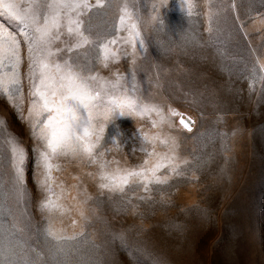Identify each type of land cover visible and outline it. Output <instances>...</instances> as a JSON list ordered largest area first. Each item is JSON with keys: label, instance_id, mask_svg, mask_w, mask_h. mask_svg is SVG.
Instances as JSON below:
<instances>
[{"label": "rangeland", "instance_id": "374dc122", "mask_svg": "<svg viewBox=\"0 0 264 264\" xmlns=\"http://www.w3.org/2000/svg\"><path fill=\"white\" fill-rule=\"evenodd\" d=\"M103 2V8L83 17L85 34L97 44L50 62L71 56L86 74L110 81L120 73L121 83L135 88L133 95L142 103L163 106L165 115L171 106L194 121L187 132L178 119L175 128H152L151 120H159L155 113L117 116L105 135L119 143V150L107 144L112 152L105 159L129 168L148 159L141 148L152 151L153 145L138 135L143 129L149 135L159 132L162 139L175 137L177 156L190 163L168 184L147 191L134 185L120 194L98 187L97 165L59 157L53 160L59 170L52 172V192H45L40 144L29 117L32 61L19 25L0 18V28L21 40L19 91L9 86L10 99L0 87V120L26 153L18 191L7 137L0 135V264H264V72L257 68L255 79L252 72L264 64V0H193L190 17L184 0ZM125 5L141 18L144 46L134 55L131 47L112 46L120 48L119 59H110L105 68L98 44L126 35L114 32ZM237 18L249 21L243 31ZM71 43L63 35L51 51ZM5 73L10 75L11 67L0 65V78ZM38 76L37 70V83ZM107 100L103 97L104 104ZM79 115L87 113L81 108ZM155 148L168 151L159 142ZM49 196L67 211L41 209ZM49 224L62 235H84L57 242L46 234Z\"/></svg>", "mask_w": 264, "mask_h": 264}, {"label": "snow or ice", "instance_id": "6c2138e0", "mask_svg": "<svg viewBox=\"0 0 264 264\" xmlns=\"http://www.w3.org/2000/svg\"><path fill=\"white\" fill-rule=\"evenodd\" d=\"M187 7L186 14L190 17L195 13L196 4L193 0H184ZM103 0H0V18H7L19 25V35L26 43L31 59L32 68V107L29 109V117L33 119L32 129L37 138L40 148L38 150V167L42 169L40 175V187L45 192H52L53 169L59 170V165L53 160L59 157H71L73 160H86L89 164L98 166L100 189L109 192L124 194L126 189L142 186L145 191L149 186L168 184L170 179L182 176L181 165L187 166L190 161L180 160L175 152L176 138L168 136L161 138L159 132L149 135L143 129H138V135L145 144L153 145L152 151L142 147L148 159L134 168L124 167L119 160H107L105 156L112 152L106 145L111 143L119 150V143L112 137L106 136V128L113 124L117 116H136L140 118L149 117L155 113L159 120H151L152 128H159L166 124L170 129L177 127L175 121L178 119L179 127L192 132L194 121L176 108L169 106L167 115L161 105L142 103L139 97L133 95L135 88L124 87L121 83L125 79L120 73H113L115 81L107 80L98 75L86 74L87 69L75 63L69 56L60 62H50V58L60 56L64 53H73L84 45L97 44L90 40L85 34L83 17L97 8H103ZM156 20L157 17H152ZM140 16L130 12L127 5L121 9L119 23L115 27V33H126V35H113L98 44L103 51V66H109V60L113 62L119 59L120 48L113 50L112 46L131 47L133 55L144 46V39L139 27ZM238 20V28L243 31L249 22L247 19ZM211 31V29H209ZM67 35L75 43L65 44L64 48H57L52 52L51 48L55 41L61 40ZM21 40L16 34L6 32L0 28V65L11 67V74H4L0 78V87L5 94L12 99L9 86L19 91L20 80L16 68L21 62L20 57ZM38 50L40 56L37 58L33 53ZM125 56L129 54L124 53ZM7 62V63H5ZM257 68L264 72V64L253 67V77L256 78ZM39 71L38 83L36 82V71ZM7 80V84L3 83ZM260 79L264 81V76ZM110 85V87H109ZM103 97H107V103H103ZM84 109L87 113L83 118L79 110ZM0 135L6 136L5 143L11 153L12 167L16 184L22 188L21 179L26 153L21 144L14 136L7 133L4 121L0 120ZM167 147L168 151L158 152L155 145ZM155 161V162H153ZM179 161V162H177ZM115 165V167H112ZM164 169L170 171L169 176L161 177L158 173ZM22 196V192L19 193ZM18 196V198H19ZM59 199V198H57ZM143 199V197H141ZM41 209L48 212L67 211L61 204L52 200L51 196L46 198ZM83 216V213H81ZM75 225L76 221L73 220ZM47 236L52 240L60 242L75 240L77 236H83V231L66 236L59 234L49 224L45 229ZM7 264V262H6ZM31 264V262H29Z\"/></svg>", "mask_w": 264, "mask_h": 264}]
</instances>
